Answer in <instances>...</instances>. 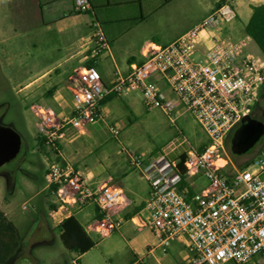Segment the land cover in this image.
<instances>
[{
    "label": "built area",
    "instance_id": "built-area-1",
    "mask_svg": "<svg viewBox=\"0 0 264 264\" xmlns=\"http://www.w3.org/2000/svg\"><path fill=\"white\" fill-rule=\"evenodd\" d=\"M72 9L75 13L89 10V0H74ZM237 19L232 3L219 1L209 15L172 43L150 44L142 50L140 63L129 64L125 72L116 69L109 84L98 70L97 57L110 49V42L95 21L88 40L94 44L93 64L76 68L69 78L70 112L29 107L48 153L65 141L68 132L84 135L88 126L103 121L101 103L107 96L122 97L130 90L142 93L148 110L159 107L169 118L174 116L172 123L186 113L196 119L208 136L201 149L178 137L156 155L142 158L120 144V153L140 170L150 187L136 225L148 227L165 253L174 242L182 244L189 254L183 264H264V145L247 167L231 173L223 170L230 160L220 156L227 158V140L252 115L264 86V58L248 50L252 38L225 39ZM109 128L118 138L120 128ZM175 154L176 158H169ZM181 156H185L184 170L179 169ZM48 160L46 188L54 197L49 209L54 228L94 206L99 216L85 226L86 232L105 238L122 229L124 211L131 204L122 187L112 178L94 182L90 174L65 159L51 155ZM200 176L209 185L189 197L188 187ZM183 182L189 186L180 190ZM79 258L72 264H79Z\"/></svg>",
    "mask_w": 264,
    "mask_h": 264
},
{
    "label": "rangeland",
    "instance_id": "rangeland-1",
    "mask_svg": "<svg viewBox=\"0 0 264 264\" xmlns=\"http://www.w3.org/2000/svg\"><path fill=\"white\" fill-rule=\"evenodd\" d=\"M140 1L146 3V0H135L123 5L110 4L102 10V14H98L97 20L109 37L115 61L123 72L127 71L129 65L125 60L128 55L134 57L135 63L142 61L141 52L147 41L159 46L168 45L178 31L209 15L221 0H187L182 14L177 12L170 18L162 17L159 20L149 18L147 10L142 17ZM229 1L238 19L231 24L234 33L232 30L225 39L238 41L246 35L244 27L250 19L251 6L255 0ZM78 20L82 23L81 35L86 37L81 43H86V55L91 57L94 44L89 42V36L93 32L91 22L96 20L95 15L88 12ZM56 48L55 36L43 26L38 0H0V125L12 128L22 139L17 157L0 167V206L13 220L17 232L15 238L0 235L3 242L9 243L14 250L1 264L16 261L18 264H72V260L78 256L64 246L59 229H52L49 203L54 197L46 188L49 160L38 144L36 119L29 108L31 105L47 107L45 102L57 114L70 112L72 92L69 76L55 83L57 76L53 74L45 81L22 89L26 83L34 81L41 71L53 67ZM248 50L264 58L254 41L249 42ZM98 70L102 78L109 82L115 69L109 62ZM58 88L61 89L58 92L61 106L54 100L57 95L54 92ZM33 107L36 109V106ZM104 112L103 121L88 126L86 134L70 131L62 143V157L84 173L93 171L95 175H90L97 183L105 181V168L109 165L122 167L125 160L126 166L120 172L128 170L132 183L147 190V180L140 170L129 164L128 157L120 153V144L137 156L149 158L178 137L186 138L197 148L208 143L207 134L190 113L172 123L170 119L174 116L169 118L163 109L157 107L148 110L142 93L136 89L130 90L123 97H114L104 106ZM251 117L264 122V86L253 106ZM107 123L109 127L116 125L120 128L118 138L113 137ZM263 145L261 139L249 152L233 157L229 138L227 158L223 153L220 154L221 159L230 160L224 172L231 173L250 164ZM218 164L222 165V161ZM208 185V181L200 176L193 188H205ZM79 219L84 222L81 217ZM112 234L110 238L93 234L92 239L96 245L79 256V264H128L132 259L129 248L118 232ZM139 235L141 241L148 239L152 242L154 238L148 227L141 228ZM176 248L177 245H174L172 250ZM156 255L162 264L173 263L171 255L160 248L156 250ZM248 264L258 263L252 261Z\"/></svg>",
    "mask_w": 264,
    "mask_h": 264
},
{
    "label": "crops",
    "instance_id": "crops-1",
    "mask_svg": "<svg viewBox=\"0 0 264 264\" xmlns=\"http://www.w3.org/2000/svg\"><path fill=\"white\" fill-rule=\"evenodd\" d=\"M38 1L40 4V12H41L43 26H46V30L48 32H52V34L55 36V42L57 44L56 55L53 61V67L49 69H44L43 71H41L39 76L34 81L26 83V85L22 89H27L33 83L45 81L47 78H49L53 74L57 77H60L58 79H56L57 77H55V83L61 82L62 78H65L66 76H69L68 78H70L71 73H73L76 68L90 64L92 62L90 60L92 56L90 57L86 55V52H85L87 49L86 43L84 42L81 43V40L85 41L86 37L81 35L83 31L82 25H81L82 23L79 22V20L77 21V19H79L81 16H84V14L88 12L89 13L93 12L97 20L98 14H102V10L105 9V7L107 6H110V4H118V5L122 4L123 5V4H128L130 2H134L135 0H115V1L89 0L91 7L89 10H87L83 14H76L75 12H73L72 5H73L74 0H38ZM186 2L187 0H146V3H143L140 1L141 6H140L139 11H140L141 16L143 17L145 11L147 10V13H148L147 15L149 16V18H152L153 20L154 19L159 20L162 17L170 18L172 17V15H175V13L177 12L182 14L183 11L185 10ZM252 4L254 6H258V5L264 4V1L255 0V3H252ZM251 15H252V11H251ZM202 19H200L199 21H201ZM199 21H193L192 23L187 25L185 28L178 31L176 35L173 37V39L170 40L169 42L172 43L173 41L178 39L184 32L192 28ZM98 22L99 24H101L100 21ZM94 23H95V20L91 22V27ZM233 29L234 28L231 25V27H229V29L227 30V34L230 35ZM233 33H234V30H233ZM106 36L110 42V49L104 54L99 55L97 57V61H98V68L100 70L104 68L105 66H107L109 62L114 66L115 70L112 72L110 81L106 82L103 79L105 84H109L113 78V74L116 71V69L117 70H120V69L117 66V62L115 61V57L111 50L112 48L111 41L107 34ZM150 44H156V43H150L147 41L146 46L142 50L146 49L147 46ZM125 60L127 63L130 64V61L131 60L134 61L135 59L132 55H128ZM59 90L61 89L58 88L54 92V94H57L54 96V100L56 99L58 100ZM44 104L47 105V108H50V105H48L45 102ZM124 166H126L125 160L122 164V167L109 165L108 168L104 169L107 172L106 173L107 177L104 180H108L109 178H112L113 182L116 185L123 188L127 197L131 201L130 206L124 211V214H123L126 221L124 222L122 229L118 232L119 236L126 243L132 255V259L128 262V264H162L161 259L158 257V255H156V250L159 249L157 247L158 243H157L156 238L154 237L152 242L148 239L141 241L139 239V236H140L139 231L141 230V228H144V227L143 226L138 227L135 223V221L138 222L137 216L139 212L141 211V209L145 206L146 201L149 198V195H150L149 184L147 182L148 188L147 190H145V189H142L140 186H137L134 182L132 183L131 179L128 177L129 175L128 170L125 172H120V170H122ZM86 173L91 174L93 176L95 175V173L91 170H88ZM99 173L103 174V172L102 173L98 172V174ZM198 189H201V187L193 188L192 186L193 191L198 190ZM4 200L6 201L5 198ZM50 206H51V203H49V209H50ZM88 210H90V213L87 214ZM0 211L4 213L6 219L9 222H12L14 224L11 217H9V215L1 208V206H0ZM74 216L79 220V222L85 228V226L91 220L99 216V211L94 206H87L83 210L78 211ZM126 216L128 217L130 216V218ZM80 217L84 220L83 223L81 219H79ZM86 217L88 219H86ZM52 229H57V228H54L52 226ZM88 235H90L92 238L93 234L88 233ZM112 235L113 234L108 235L107 238H110ZM154 239L156 242L154 241ZM174 245H177L178 248L172 250V247H174ZM167 253H169L171 257L173 258L172 264H183L189 258V254L187 253V251L184 249L182 244L178 242H174L171 245V247L168 249ZM11 264H18V262L16 261Z\"/></svg>",
    "mask_w": 264,
    "mask_h": 264
},
{
    "label": "trees",
    "instance_id": "trees-1",
    "mask_svg": "<svg viewBox=\"0 0 264 264\" xmlns=\"http://www.w3.org/2000/svg\"><path fill=\"white\" fill-rule=\"evenodd\" d=\"M91 7V5H90ZM252 7V15L244 28V32L246 35L252 38V40L257 44L259 47L262 55L264 56V4L258 6H251ZM86 11L76 12V14H83ZM97 21V20H95ZM134 63L133 60L130 61V64ZM93 62L90 63L92 65ZM116 95L107 96L103 101L102 105L105 106L109 101H111ZM38 144L40 145L41 149L45 152L47 158H50L51 155L56 157L59 161L64 160L62 157V144H56L55 148H52L50 152H47L46 147L38 138ZM206 145L203 144L199 148H203ZM233 157H235L232 154ZM237 157V156H236ZM184 161L185 156H181V162L179 169L184 170ZM249 163L245 166L247 167ZM183 186L188 187L189 185L186 182L180 184V190ZM188 195L189 197L192 196L193 190L191 187H188ZM128 217V216H126ZM130 218V216L128 217ZM61 233V239L63 241L64 246L70 250L78 254L79 256L84 255L88 251H90L96 243L91 238L90 235L85 231L83 225L79 222V220L75 216H71L66 219L59 227ZM16 227L12 222H9L4 213L0 211V235H4L6 237H14L16 236ZM13 247L10 246L9 243L3 242L0 238V264L3 263L8 259V256L13 253Z\"/></svg>",
    "mask_w": 264,
    "mask_h": 264
},
{
    "label": "water",
    "instance_id": "water-1",
    "mask_svg": "<svg viewBox=\"0 0 264 264\" xmlns=\"http://www.w3.org/2000/svg\"><path fill=\"white\" fill-rule=\"evenodd\" d=\"M263 136L264 123L251 116L244 118L232 136V154L241 156L249 152ZM21 143V136L15 130L0 125V167L17 157Z\"/></svg>",
    "mask_w": 264,
    "mask_h": 264
},
{
    "label": "flooded vegetation",
    "instance_id": "flooded-vegetation-1",
    "mask_svg": "<svg viewBox=\"0 0 264 264\" xmlns=\"http://www.w3.org/2000/svg\"><path fill=\"white\" fill-rule=\"evenodd\" d=\"M253 118V117H252ZM256 119V118H255ZM259 121H261L262 123H264L262 120L258 119ZM232 139V138H231ZM262 139V142H264V136L261 138ZM260 139V140H261Z\"/></svg>",
    "mask_w": 264,
    "mask_h": 264
}]
</instances>
